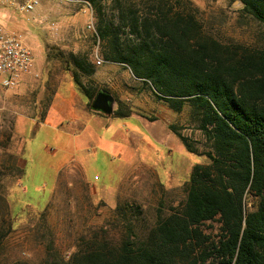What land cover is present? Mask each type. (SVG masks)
Listing matches in <instances>:
<instances>
[{
    "label": "rangeland",
    "instance_id": "rangeland-1",
    "mask_svg": "<svg viewBox=\"0 0 264 264\" xmlns=\"http://www.w3.org/2000/svg\"><path fill=\"white\" fill-rule=\"evenodd\" d=\"M155 1H90L93 30L90 13L74 4L41 0L34 23L22 22L12 9L1 13L2 24L24 36L39 65L38 77L0 88V264H69L73 256L81 260L99 249L114 253L126 241L129 223L144 240L159 216L181 208L193 166L208 163L169 130L174 126L199 153L210 149L188 103L170 108L156 97L154 81L144 83L129 66L105 58L113 33L121 49L144 40L124 17L129 7L146 15ZM189 1L205 31L224 45L264 46L263 28L242 11L240 0ZM53 50L81 65L89 90L113 96V112L122 102L134 114L95 115L59 61L49 59ZM256 205L247 195L245 212ZM200 230L216 240L219 219Z\"/></svg>",
    "mask_w": 264,
    "mask_h": 264
},
{
    "label": "trees",
    "instance_id": "trees-1",
    "mask_svg": "<svg viewBox=\"0 0 264 264\" xmlns=\"http://www.w3.org/2000/svg\"><path fill=\"white\" fill-rule=\"evenodd\" d=\"M173 1L174 13L169 0L155 1L146 15L127 8L124 20L144 40L121 49L113 33L111 55L105 58L129 66L144 83L154 81L156 97L170 108L180 110L188 103L210 149L199 153L174 126L169 130L188 153L205 156L208 163L193 166L181 208L159 216L144 240L137 239L129 223L126 241L114 253L99 249L81 260L73 256L69 264H264V46L224 45L205 31L191 1ZM240 3L264 30V0ZM99 30L104 41L107 34ZM48 57L59 61L86 101L92 102L98 91L81 82V65L73 66L57 50ZM133 114L122 102L113 112L118 118ZM247 195L257 205L245 212ZM216 218L220 235L210 240L200 226Z\"/></svg>",
    "mask_w": 264,
    "mask_h": 264
},
{
    "label": "built area",
    "instance_id": "built-area-1",
    "mask_svg": "<svg viewBox=\"0 0 264 264\" xmlns=\"http://www.w3.org/2000/svg\"><path fill=\"white\" fill-rule=\"evenodd\" d=\"M41 0H0V15L15 10L22 22L34 23L35 11ZM62 4H74L90 13L88 29L93 30L92 7L89 0H51ZM102 61L96 56V64ZM35 55L21 33L8 31L0 21V88H17L23 79L38 77L35 73Z\"/></svg>",
    "mask_w": 264,
    "mask_h": 264
},
{
    "label": "water",
    "instance_id": "water-1",
    "mask_svg": "<svg viewBox=\"0 0 264 264\" xmlns=\"http://www.w3.org/2000/svg\"><path fill=\"white\" fill-rule=\"evenodd\" d=\"M115 100L113 96L105 91H99L91 103V110L106 116L113 114Z\"/></svg>",
    "mask_w": 264,
    "mask_h": 264
},
{
    "label": "crops",
    "instance_id": "crops-1",
    "mask_svg": "<svg viewBox=\"0 0 264 264\" xmlns=\"http://www.w3.org/2000/svg\"><path fill=\"white\" fill-rule=\"evenodd\" d=\"M39 64L36 63V67L38 66ZM95 115H102V116H106V115H103V114H95Z\"/></svg>",
    "mask_w": 264,
    "mask_h": 264
}]
</instances>
